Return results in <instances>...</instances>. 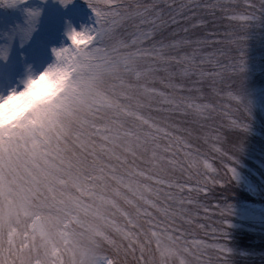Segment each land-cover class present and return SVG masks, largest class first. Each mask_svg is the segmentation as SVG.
Here are the masks:
<instances>
[{"label":"snow or ice","instance_id":"snow-or-ice-1","mask_svg":"<svg viewBox=\"0 0 264 264\" xmlns=\"http://www.w3.org/2000/svg\"><path fill=\"white\" fill-rule=\"evenodd\" d=\"M86 2L94 26L71 28L74 43L54 49L51 67L68 74L63 92L0 124V264H232L227 190L251 115L244 49L264 0ZM39 14L29 10L25 40ZM185 21L222 28L223 38L193 39ZM193 177L198 186L186 189ZM213 186L225 192L208 243L184 227L194 215L185 193Z\"/></svg>","mask_w":264,"mask_h":264},{"label":"rangeland","instance_id":"rangeland-1","mask_svg":"<svg viewBox=\"0 0 264 264\" xmlns=\"http://www.w3.org/2000/svg\"><path fill=\"white\" fill-rule=\"evenodd\" d=\"M198 2L203 5L215 3L216 0ZM29 10L39 11L40 14L30 38L25 40L24 30L29 27ZM206 19L211 22L213 17L206 16ZM94 24L95 15L86 0H72L67 6L60 0H26L13 7L0 4V51L7 50V59L0 58V94L7 95L12 89L23 90L24 81L29 75H37L57 63L54 49L71 46L68 37L71 28L83 30L91 28ZM181 27L190 28V25L185 21ZM172 31V27L163 29L157 34L156 40L169 39ZM213 32L220 34L210 35ZM222 32V28L208 26L190 28L188 35L193 39L219 40L223 38ZM184 35L185 33L181 32L178 37ZM211 50L212 46H209L208 51ZM244 56L246 68L243 86L250 103V131L243 137L242 151L237 154L238 179L227 190V201L233 205V215L230 217L231 227L228 229L226 243L232 249V264H264V15L253 20L250 25ZM204 88L203 95L214 99L217 105L224 103L225 107L221 111L227 112L226 101L212 97L207 85H204ZM225 119V116H221L216 123L219 124ZM193 143L207 151L202 142ZM208 155V162L213 163L212 154ZM214 166L219 168L218 160ZM179 178L185 181L187 174ZM197 179L199 178L193 177L188 181L186 189L197 187ZM224 192L225 189L219 186H213L211 190L205 188L199 196L195 192L186 191L185 195H191L193 198L190 212L194 215L190 217L192 224H185L184 227L195 232V238L213 242V229L218 227L215 222L219 219L216 205L221 201ZM196 201L206 204V209H198L195 206ZM201 224L206 227L201 229ZM241 239H246L247 243L241 245Z\"/></svg>","mask_w":264,"mask_h":264},{"label":"clouds","instance_id":"clouds-1","mask_svg":"<svg viewBox=\"0 0 264 264\" xmlns=\"http://www.w3.org/2000/svg\"><path fill=\"white\" fill-rule=\"evenodd\" d=\"M74 43V41H71ZM68 74L55 67H47L37 75H29L24 88L0 99V124L23 117L38 106L52 104L63 92Z\"/></svg>","mask_w":264,"mask_h":264},{"label":"trees","instance_id":"trees-1","mask_svg":"<svg viewBox=\"0 0 264 264\" xmlns=\"http://www.w3.org/2000/svg\"><path fill=\"white\" fill-rule=\"evenodd\" d=\"M247 243V240L246 239H241V245H244V244H246Z\"/></svg>","mask_w":264,"mask_h":264}]
</instances>
